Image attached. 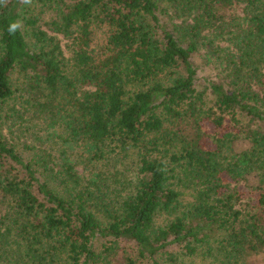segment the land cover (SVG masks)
<instances>
[{
  "label": "trees",
  "instance_id": "obj_1",
  "mask_svg": "<svg viewBox=\"0 0 264 264\" xmlns=\"http://www.w3.org/2000/svg\"><path fill=\"white\" fill-rule=\"evenodd\" d=\"M166 4L184 25L162 20ZM38 8L53 14L48 30ZM95 25L107 28L99 54ZM211 45L217 81L194 61ZM15 75L46 126L36 141L59 149L26 157L4 134L8 112L21 116L7 107ZM207 121L233 129L213 136ZM128 158L119 189L77 168ZM201 252L221 264L264 255V0H0V264H185Z\"/></svg>",
  "mask_w": 264,
  "mask_h": 264
},
{
  "label": "rangeland",
  "instance_id": "obj_2",
  "mask_svg": "<svg viewBox=\"0 0 264 264\" xmlns=\"http://www.w3.org/2000/svg\"><path fill=\"white\" fill-rule=\"evenodd\" d=\"M165 13L161 14V18L165 23L170 24L175 23L178 26L184 25L182 19H177L174 16L175 10L169 5H164ZM236 13L242 14V8L239 9ZM34 15L39 16L40 20L38 21V26L41 27L44 30H48L47 23L51 21V18L53 14L50 11L42 10L41 8H38ZM171 23V24H172ZM49 32V31H48ZM94 34H93V45L92 48L96 51L97 54L101 53L104 49L106 39H107V28L105 26L95 25L94 26ZM51 34V32H49ZM67 41L65 40L63 44L65 45ZM228 44H225L224 42H221V46H227ZM66 56L70 57L71 53L68 49H66ZM218 51L215 47L209 46V47H202L200 52L195 56L194 61L198 70V74L200 78H210L211 80L217 81L221 76V70L222 67L219 66L217 61L214 59L212 54L214 52ZM209 53L212 55V57H209ZM210 58V59H209ZM14 90H15V97L13 100L7 105L8 110L11 108H16L18 110H21V116L18 114L15 115L14 112H8V119L6 120L7 124L4 126V134L9 140H13L14 144L17 147V150H19L24 156L30 157L32 152H35L36 150L40 149H50V148H56L59 149L57 145H50V144H44L39 141H36L35 139V132H38L41 130H45L46 126L43 125L39 120L34 119L30 112L25 108V100H26V94L23 91L22 82L23 78L20 77V75H15L14 78ZM263 94V93H262ZM205 129L211 134V135H220L223 134L225 131L228 130L231 132L233 127L231 124L226 125V129H216L210 122L204 123ZM29 131H28V130ZM236 130V129H235ZM244 139L239 140L236 143V148L243 149L248 148V146L243 142ZM211 145H214L212 143L211 139ZM78 152V151H77ZM82 153V152H81ZM79 154V153H78ZM82 158H88L87 153ZM133 159L128 158L127 160H124L120 163H114L111 166H103V165H96V166H89L87 169L86 165L81 164L77 168L80 172H83L84 175L89 176L91 173V170L96 169L103 172L104 175L110 177L111 181L113 182V185L116 186L118 189L121 187L117 185L113 179V176L119 171L123 170H130L134 168ZM129 174V173H128ZM242 184L246 186V188L242 185L241 190L243 194L245 195V199L243 202L244 208H254L256 206V198L258 193L255 191L256 186L258 185L257 179L250 178L248 181H242ZM115 188V187H114ZM184 202L191 201V198L189 195H186L183 197ZM165 217L160 218V222L164 220ZM254 259V258H253ZM222 256L215 254L214 256H209L208 254H203L202 252L199 253L197 256L185 260V264H221ZM257 263L264 264V255H260L257 257Z\"/></svg>",
  "mask_w": 264,
  "mask_h": 264
},
{
  "label": "clouds",
  "instance_id": "obj_3",
  "mask_svg": "<svg viewBox=\"0 0 264 264\" xmlns=\"http://www.w3.org/2000/svg\"><path fill=\"white\" fill-rule=\"evenodd\" d=\"M25 3H31V0H24ZM19 27V24L18 23H14L10 26L9 28V32L10 33H14L15 30Z\"/></svg>",
  "mask_w": 264,
  "mask_h": 264
}]
</instances>
